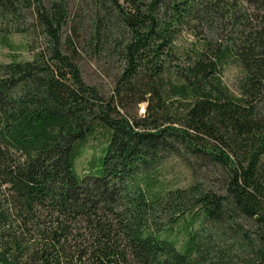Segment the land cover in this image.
<instances>
[{"label": "trees", "instance_id": "obj_1", "mask_svg": "<svg viewBox=\"0 0 264 264\" xmlns=\"http://www.w3.org/2000/svg\"><path fill=\"white\" fill-rule=\"evenodd\" d=\"M193 21L211 38L183 58ZM15 33L34 54L0 63V264H264V0H0V46ZM170 156L189 186L157 183Z\"/></svg>", "mask_w": 264, "mask_h": 264}, {"label": "rangeland", "instance_id": "obj_2", "mask_svg": "<svg viewBox=\"0 0 264 264\" xmlns=\"http://www.w3.org/2000/svg\"><path fill=\"white\" fill-rule=\"evenodd\" d=\"M181 30L176 45L177 51L183 58L197 52L202 47V44H204V41L211 38L209 34L205 33L207 32L206 29L197 25L195 21L186 24ZM232 30V25L231 27L228 26V28L225 26L220 28V34L215 38V43L219 44V41L223 38L227 39L231 36ZM9 40L7 46H0L1 64L11 61H28L32 59L34 52L29 47L31 38L28 35L15 33L10 36ZM80 64L88 82L96 84L100 90L107 95H111L112 92H114L115 81L108 73V67H104L105 65L95 63L85 57L81 59ZM245 75L246 72L243 67L231 59L228 60L227 64L224 66L222 73L223 82L235 97L241 96V87L245 80ZM146 106V103L136 104L132 102L130 105V115L143 116L146 113ZM101 140L102 135L98 132L94 138H91L89 144L90 146H96V149H87L76 161V170L80 175H85L88 172L90 160L101 153V148L104 145ZM94 171H98V169ZM199 171L200 175L201 173L204 175L206 167L200 168ZM153 176L157 179V183H161L163 186H167L171 189L187 187L194 181L191 168L177 156L166 158L162 164L158 165Z\"/></svg>", "mask_w": 264, "mask_h": 264}]
</instances>
